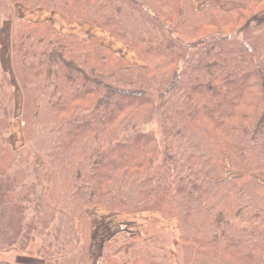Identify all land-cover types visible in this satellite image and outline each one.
Instances as JSON below:
<instances>
[{"label": "trees", "instance_id": "obj_1", "mask_svg": "<svg viewBox=\"0 0 264 264\" xmlns=\"http://www.w3.org/2000/svg\"><path fill=\"white\" fill-rule=\"evenodd\" d=\"M231 1L0 0L23 122L16 148L0 114V250L42 230L47 257L80 245L85 264L87 209L100 207L156 212L179 231L175 261L168 229L149 218L137 237L104 240L100 264H146L150 233L163 264H264V0ZM16 5L104 30L143 65L94 35L17 17ZM155 116L160 141L145 128ZM224 152L239 174L222 178Z\"/></svg>", "mask_w": 264, "mask_h": 264}, {"label": "rangeland", "instance_id": "obj_2", "mask_svg": "<svg viewBox=\"0 0 264 264\" xmlns=\"http://www.w3.org/2000/svg\"><path fill=\"white\" fill-rule=\"evenodd\" d=\"M221 1V0H218ZM193 4L195 7H202L201 5L206 2L205 0H193ZM15 8V7H14ZM15 10V9H14ZM28 10V9H27ZM34 11V10H30ZM26 13V11H25ZM24 13V14H25ZM57 13V12H55ZM16 13L17 17L23 16ZM61 15V14H60ZM41 16V14H37L36 18ZM63 17V16H62ZM25 19L24 17H20ZM56 19V18H55ZM64 19V18H63ZM47 20V19H46ZM58 20V19H57ZM53 26L58 31H62L64 33L74 34L80 38L86 39L90 35H94L100 44L110 48L114 51L118 56L125 59L128 62L135 63L136 65L142 66L143 62L138 58L135 52L123 45L118 39L108 34L106 31L90 27L86 25L79 24L74 21H58L52 18L51 20ZM59 24V25H57ZM11 22L6 20H0V72L1 70H5L8 72V76L13 84L12 90V99L9 103L7 95L5 97L0 98L3 104L0 102V114H3L9 119L10 128H11V140L13 147H20L23 144L21 129L23 122L21 121V102H22V93L19 90V87L16 85V82L11 73L10 67V58H9V30H10ZM108 80V78H105ZM3 78L0 73V83ZM126 82L120 83L118 86H124L127 88H136V85L125 84ZM1 87V84H0ZM1 97V91H0ZM146 129H152L155 131L158 140L160 141V137L158 134L159 129V120L158 117L155 116L151 123L145 126ZM224 174L222 178L232 177L239 173L232 172L229 166V160L227 154L224 152ZM254 175L264 183V169L258 170L254 172ZM87 213L90 219V225L88 228V245L85 248V264H100V255H101V246L104 240L111 239L113 237L122 238L124 237H137L141 234L142 228L147 225V221L149 218H155L158 221V224L162 226V228L168 229L166 240L171 241L170 245H167L170 249V255H166V259L170 257L172 261L177 259V251H176V243L179 240V231L177 222L174 218L172 219H164L156 212H143L138 214H125V213H115L108 212L103 210L100 207H92L87 209ZM146 224V225H145ZM255 227H260L259 222L251 223ZM264 230V228H262ZM165 232H167L165 230ZM47 231H35L32 232L33 238L28 242L25 246L13 245L11 247H6L3 250H0V262H8L10 264H45L48 260H57L63 262L65 264H80L81 257L79 259V254L77 253L80 245H74L71 250L66 252L65 254L47 257L42 250L43 247H47V242L49 241V237H47ZM119 234V235H118ZM145 235V243L152 245H146L149 248V258L147 259L146 264H163V253L159 246L158 241L160 237L157 234L150 233ZM171 238V240H169ZM23 245V244H22ZM154 245H157L155 248ZM166 246V247H167ZM155 257V258H153Z\"/></svg>", "mask_w": 264, "mask_h": 264}, {"label": "crops", "instance_id": "obj_3", "mask_svg": "<svg viewBox=\"0 0 264 264\" xmlns=\"http://www.w3.org/2000/svg\"><path fill=\"white\" fill-rule=\"evenodd\" d=\"M205 1L206 2H204L201 6L206 5V4H213V5L220 7V8H231V7L236 6L238 4V3L231 1V0H221V1L205 0ZM15 10H16V13L19 15L24 14L26 11V13L20 17H24L25 19H29V20H46L47 19V20L51 21L52 18H54V20L58 21L59 23H61V21H64L62 15H60L59 13L46 12L43 9H36L34 11H30L24 7L16 5ZM37 14H41V16L38 17V19L36 18ZM57 25H59V24H57Z\"/></svg>", "mask_w": 264, "mask_h": 264}]
</instances>
